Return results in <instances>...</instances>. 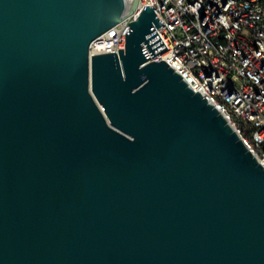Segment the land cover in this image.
I'll list each match as a JSON object with an SVG mask.
<instances>
[{
	"label": "water",
	"instance_id": "1",
	"mask_svg": "<svg viewBox=\"0 0 264 264\" xmlns=\"http://www.w3.org/2000/svg\"><path fill=\"white\" fill-rule=\"evenodd\" d=\"M0 0V264H264V169L164 61L151 6Z\"/></svg>",
	"mask_w": 264,
	"mask_h": 264
},
{
	"label": "built area",
	"instance_id": "2",
	"mask_svg": "<svg viewBox=\"0 0 264 264\" xmlns=\"http://www.w3.org/2000/svg\"><path fill=\"white\" fill-rule=\"evenodd\" d=\"M144 6L161 22L155 32L165 47L151 60L200 93L264 169V0H139L132 16L90 43L88 56L124 49L128 24Z\"/></svg>",
	"mask_w": 264,
	"mask_h": 264
},
{
	"label": "trees",
	"instance_id": "3",
	"mask_svg": "<svg viewBox=\"0 0 264 264\" xmlns=\"http://www.w3.org/2000/svg\"><path fill=\"white\" fill-rule=\"evenodd\" d=\"M241 128V127H240ZM246 134H245V132L243 131V130H241V136H245Z\"/></svg>",
	"mask_w": 264,
	"mask_h": 264
}]
</instances>
